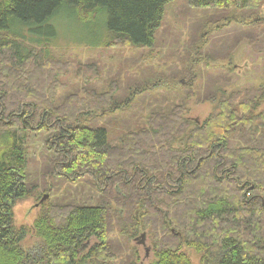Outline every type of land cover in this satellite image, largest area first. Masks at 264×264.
<instances>
[{
	"label": "trees",
	"instance_id": "16d2710c",
	"mask_svg": "<svg viewBox=\"0 0 264 264\" xmlns=\"http://www.w3.org/2000/svg\"><path fill=\"white\" fill-rule=\"evenodd\" d=\"M172 1L0 0V264H113L109 236L135 237L139 230L151 234L149 264H194L184 248L199 255V264H264L262 88L223 95L202 122L187 117L182 104L151 113L147 127L112 147L106 128L87 126L81 117L108 116L133 95L121 102L116 89L92 92L77 110L53 107L19 78L35 57L24 44L53 39L61 11L86 23L104 10L108 35L151 48ZM261 1L187 3L253 11ZM49 129L46 142L61 174L69 181L90 177L101 197L94 206L45 208L32 225L41 246L28 252L21 246L28 230L14 225L13 207L30 194L26 133Z\"/></svg>",
	"mask_w": 264,
	"mask_h": 264
},
{
	"label": "rangeland",
	"instance_id": "374dc122",
	"mask_svg": "<svg viewBox=\"0 0 264 264\" xmlns=\"http://www.w3.org/2000/svg\"><path fill=\"white\" fill-rule=\"evenodd\" d=\"M58 18L53 39L24 44L35 57L19 78L37 93L35 98L42 97L53 107L67 105L77 110L92 92L102 94L116 89L115 99L121 102L133 95L126 108L108 116L81 117L87 126L106 128L112 147L119 146L127 133L144 128L151 113L168 114L182 104L187 117L202 122L223 95L236 96L261 88L264 91V0L253 11L238 7L197 9L187 0H173L164 8L151 48L130 47L108 35L104 10L86 23L68 10L61 11ZM263 110L264 97L257 112ZM50 132L26 133L30 194L15 203L13 215L14 225L28 230L21 242L28 252L41 246L32 225L45 208L94 206L101 197L100 188L90 177L69 181L61 174L56 164L60 159L46 142ZM44 195L47 199L40 204ZM142 234L145 236L141 241ZM109 238L113 264H149L154 259L147 230L137 231L135 237L115 232ZM92 242L82 251L88 250ZM183 250L194 264H199V255ZM87 264L99 263L89 260Z\"/></svg>",
	"mask_w": 264,
	"mask_h": 264
},
{
	"label": "water",
	"instance_id": "95a60500",
	"mask_svg": "<svg viewBox=\"0 0 264 264\" xmlns=\"http://www.w3.org/2000/svg\"><path fill=\"white\" fill-rule=\"evenodd\" d=\"M45 199H47V195H44V196L41 198V200H40V204H41L42 202H44ZM144 236H145L144 234L141 235V237H140V238H141V241H142V239L144 238Z\"/></svg>",
	"mask_w": 264,
	"mask_h": 264
}]
</instances>
